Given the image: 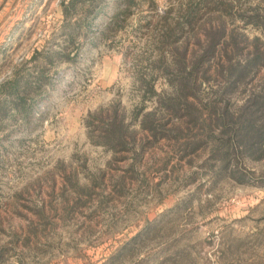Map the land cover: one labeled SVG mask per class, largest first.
Instances as JSON below:
<instances>
[{
	"label": "rangeland",
	"instance_id": "374dc122",
	"mask_svg": "<svg viewBox=\"0 0 264 264\" xmlns=\"http://www.w3.org/2000/svg\"><path fill=\"white\" fill-rule=\"evenodd\" d=\"M68 2L0 0V84L37 86L0 97V264H264V1L133 0L67 28ZM182 83L188 113L159 101ZM122 118L127 145L101 143Z\"/></svg>",
	"mask_w": 264,
	"mask_h": 264
},
{
	"label": "trees",
	"instance_id": "16d2710c",
	"mask_svg": "<svg viewBox=\"0 0 264 264\" xmlns=\"http://www.w3.org/2000/svg\"><path fill=\"white\" fill-rule=\"evenodd\" d=\"M118 4L115 3L113 6H116L114 11H111L109 13H106L107 9L101 10L103 6L106 5V0H69V2L64 5V15H65V23L64 26L72 27V25L77 27H82L83 25H88L92 22V18H94L96 15L104 16V14H107V19L109 17H112V19H116V22L118 24V19L121 17V15H125L127 13L128 7H125V3H129L133 0H117ZM264 0H262L263 2ZM78 4H80L78 6ZM99 5V6H97ZM98 7V8H96ZM129 10V9H128ZM77 18L75 20H72L73 17H69L71 14H76ZM245 14V13H244ZM188 19H190L192 12L189 11L187 14H185ZM246 17V16H245ZM249 19V18H247ZM70 20V21H69ZM68 21V22H67ZM249 21H251L254 25L259 26L263 28L264 30V13L255 12L253 15L250 16ZM116 24V25H117ZM108 26V22L106 21L104 24V29ZM90 28V27H89ZM88 28V29H89ZM102 30V33L105 34V30ZM70 31V30H69ZM74 34V33H73ZM73 34L70 35L69 38V44H75L77 43V49H80L81 44L83 43L81 40L76 41V39L73 38ZM224 36V29L222 27L218 28L215 32V34L211 35L209 37L208 47L207 51H214L217 49L218 43H220L221 38ZM233 42V41H232ZM230 43V42H227ZM235 44H233L234 48ZM69 46H65L62 49H59L57 51L52 52V56H47L48 58L44 57L50 62H53L56 60V57L60 59H69L74 60V56L72 55L71 51H67V48ZM227 45L225 46V49H227ZM227 52V50H226ZM37 54V53H36ZM205 55H201L202 60ZM37 57V55H36ZM176 63L180 67L178 71L180 75V81L183 83H189L193 79V74L195 71V68H197L200 64V60H198L191 71L189 72H183L184 67L186 66V59L184 52H180L176 54ZM44 71L41 70V73ZM20 70H16L11 77L4 80L0 84V97L2 95L8 96L10 99L14 101V99L18 100L17 103H20L21 105L24 104V99L27 98V94H29L28 91H36L37 86H33L31 83H29V80L22 82L20 79ZM181 84L179 90L176 94H169L166 96H160L159 101L161 104H164L168 107H170L174 112L178 113L183 109V113H188V111L193 107L191 103H189L186 100L187 94H189L190 88L187 86V84ZM23 100V101H22ZM10 101V100H9ZM4 110L3 113L9 112L10 106L6 107L4 103L0 102V111ZM153 115V114H152ZM151 113H146L144 115V118L142 120L143 125L148 127L150 131L153 132V134L156 135H163L164 132L161 128H159V125L156 123L154 119L150 118ZM150 118V119H149ZM101 137L102 140L101 143H104L105 145L109 146H116V145H122L126 146L129 136V125L126 123V121L122 118V121H114L110 123L106 128L103 129ZM3 255V251H0V258Z\"/></svg>",
	"mask_w": 264,
	"mask_h": 264
}]
</instances>
